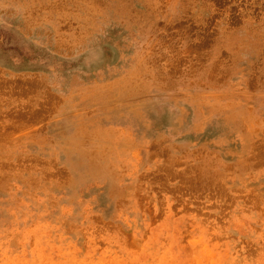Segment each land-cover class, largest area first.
I'll return each instance as SVG.
<instances>
[{
  "label": "rangeland",
  "instance_id": "374dc122",
  "mask_svg": "<svg viewBox=\"0 0 264 264\" xmlns=\"http://www.w3.org/2000/svg\"><path fill=\"white\" fill-rule=\"evenodd\" d=\"M263 155L264 0H0V264H264Z\"/></svg>",
  "mask_w": 264,
  "mask_h": 264
},
{
  "label": "bare ground",
  "instance_id": "6f19581e",
  "mask_svg": "<svg viewBox=\"0 0 264 264\" xmlns=\"http://www.w3.org/2000/svg\"><path fill=\"white\" fill-rule=\"evenodd\" d=\"M101 20H102V19H101ZM200 40H201V39H200ZM208 42H209V41H208ZM101 58H103V57H101V56L99 55V53L95 52V53L93 54L92 58L88 59V61H89L90 65L94 66L93 63H96V62L100 61ZM220 81H221V80H220ZM54 101H55V100H54ZM172 111H174V109H173L172 107H170V108L168 107V108L166 109V114H167V112L172 113ZM161 113H163V112H161ZM177 114H178V112L175 113L174 116H177ZM165 117L167 118V115H166ZM256 149H257V147H256ZM263 157H264V155H263Z\"/></svg>",
  "mask_w": 264,
  "mask_h": 264
}]
</instances>
